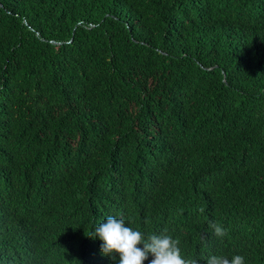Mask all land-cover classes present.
I'll return each mask as SVG.
<instances>
[{
	"label": "trees",
	"instance_id": "obj_1",
	"mask_svg": "<svg viewBox=\"0 0 264 264\" xmlns=\"http://www.w3.org/2000/svg\"><path fill=\"white\" fill-rule=\"evenodd\" d=\"M108 217L264 264V0H0V245L114 264Z\"/></svg>",
	"mask_w": 264,
	"mask_h": 264
},
{
	"label": "clouds",
	"instance_id": "obj_2",
	"mask_svg": "<svg viewBox=\"0 0 264 264\" xmlns=\"http://www.w3.org/2000/svg\"><path fill=\"white\" fill-rule=\"evenodd\" d=\"M209 226L216 237L227 235L226 229L220 224L209 222ZM167 233L165 229L160 235L153 234L145 238L140 230L126 226L123 219L108 217L95 227L93 235L102 242L101 253L112 259L114 264H244L241 255L231 259L224 255L184 257L179 247L181 241ZM37 244L31 233L13 232L12 238L0 245L5 253L0 264H61L60 255L49 252L46 247L44 250L37 248ZM149 256L153 258L148 260Z\"/></svg>",
	"mask_w": 264,
	"mask_h": 264
}]
</instances>
